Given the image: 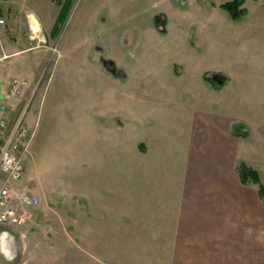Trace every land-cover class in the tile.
Wrapping results in <instances>:
<instances>
[{
  "label": "rangeland",
  "instance_id": "374dc122",
  "mask_svg": "<svg viewBox=\"0 0 264 264\" xmlns=\"http://www.w3.org/2000/svg\"><path fill=\"white\" fill-rule=\"evenodd\" d=\"M64 1L0 0V16L6 20L0 33L1 46L10 42L19 49L25 44L30 48L0 62V88L14 79L29 77L22 107L15 116L26 108L28 145L23 153L25 175L19 186L40 198L31 217L32 227L27 225L30 219L16 229L27 240L33 232L36 238L29 246L40 244V250H48L59 264H79L80 249L96 253L103 264H174L186 251L199 253L198 249L190 250L197 241L175 242L169 236L179 205L189 208L183 216V228L189 232L197 227L191 205H222L223 201L236 207L247 205L242 216L264 219V203L255 185L241 187L239 192L236 184H230L226 188L230 192L225 194L202 192V186L214 188L217 171L205 154L200 157L203 146L194 145L190 120L182 133L176 130L181 108L187 117L190 110L206 109L205 102L191 94L197 71L189 62L191 50L181 46L191 34L193 22L201 28L212 19L207 12L199 15L198 8L206 10L208 0H199L197 5L189 2L184 7L175 1L179 12L171 10L167 0H73L61 17L60 31L54 32ZM257 5L250 0L246 7L257 12ZM46 13L52 16L48 27L38 21V30L27 29V19L36 14L46 18ZM9 27L14 28L12 33ZM164 28L167 31L162 34ZM156 32L166 38L156 37ZM215 33V45L199 49L198 54L209 66L224 69L236 81L239 50L228 45L219 30ZM174 63L186 65L183 80L175 78L171 69ZM212 78L216 84H223L218 74ZM115 117L125 126L120 127V134H126L128 125L134 133L132 146L120 143V153L133 155L132 200L129 205L126 200L118 205L117 242L80 241V233L91 228L88 217H94L95 212L78 205L77 196L73 199L71 195L64 203L48 205L45 180L48 175H59L61 181L69 179L74 185L79 151L94 142L99 128L114 123ZM165 119H175L176 125L162 129ZM3 137L4 132L0 133V151ZM155 139H160V145ZM256 149L262 152L261 147ZM225 165L230 166L231 176L233 164ZM119 167L124 174L126 161H120ZM37 174L44 183L37 180ZM208 178H213L211 183ZM123 179L120 188L126 190ZM3 180L0 172V187Z\"/></svg>",
  "mask_w": 264,
  "mask_h": 264
},
{
  "label": "crops",
  "instance_id": "0c3cea01",
  "mask_svg": "<svg viewBox=\"0 0 264 264\" xmlns=\"http://www.w3.org/2000/svg\"><path fill=\"white\" fill-rule=\"evenodd\" d=\"M175 1L184 7L188 6L189 2L197 5L199 0L166 1L171 10L179 12L180 9H175L177 6L174 4ZM249 1L246 0L244 4L246 15L239 20H233L229 13H226L227 11L221 7L223 1L208 0L206 10L198 8L201 12L199 15L207 12L212 19L203 23L201 28L195 26L196 23L193 22L189 27L191 34L186 38L185 45L181 46L183 49L191 50L189 62L194 63L197 71L195 72L196 87L191 94L200 97L205 102L206 109L190 110L189 117H187L186 112L181 108L178 111L176 130H180L182 133L186 129V122L190 120L192 141L194 139V145L203 146L204 153L199 151L200 157L205 154L206 161L212 162L215 171H217V174L214 175V188H211L210 185L202 186V192L225 194L230 192V189L226 190L230 184H236V189L239 192L241 187H251L244 185L239 178L237 166L241 162L254 168L264 184V0H252L258 3L259 10L257 12L247 9ZM193 7L196 6L193 5ZM194 15L196 17L198 14L194 13ZM50 18L52 16L48 13H46V18L36 14L33 18L27 19L26 27L27 29L31 27L33 30L36 28L35 23H39L38 21H42L48 27ZM197 28L200 30L198 31ZM8 29L11 33L14 30L13 27ZM215 30H219L220 37H226L228 45L239 50L237 56L241 59L235 64L238 70L236 81H233L224 69L209 66L204 57H200L198 54L199 49L211 48L215 45ZM166 31L167 29L164 28L161 33L164 34ZM162 34L159 36V33L156 32V37L166 38ZM4 38L6 39V37ZM1 47L0 62L22 51L30 50L28 44H25L23 49H19L10 42ZM171 69L177 80H183L186 77L185 64L174 63ZM215 74L223 77V84H216L212 78ZM25 79L28 80L29 77ZM258 81L263 83L258 85ZM7 83L8 85H3L0 88V99L7 91L11 81ZM1 85L2 83H0V87ZM22 100L20 98L16 106L8 111L10 122L19 113ZM0 106L3 107V104L0 103ZM110 118L112 119V116ZM166 119L162 124V129L166 130L176 125L175 119L173 122L166 121ZM120 127L125 126L119 125L118 118L115 117L114 123L110 122V124L102 125L99 128L100 132L96 135L94 142L91 141L79 151L77 160L79 172L74 185L69 179L64 178L61 181L59 175L46 177L48 205L64 203L67 195H71L73 199H75L74 196H77L78 205H84L95 212L94 217H88L87 220L90 221L88 226L91 225V228L88 232L80 233V241H118V230L115 228L118 225V205L120 202L123 205L125 200L128 205L129 201L131 202L132 195L129 187L134 177V171L131 169L133 155L129 152L120 153V143L123 146L125 144L132 146L135 139L134 133H130L129 125L126 126V134H120ZM238 127H240L239 133L235 134L234 129ZM155 140H158L160 145V139ZM152 142L146 143L151 144ZM257 147H261V153H258ZM194 155L199 157L196 156V153ZM120 161H126L127 168L124 174L123 172L120 174ZM229 162L233 164L231 176L229 174L230 166L225 165ZM42 178H37L41 184L44 183ZM123 178H126V190L123 187L120 188V179L123 182ZM212 180L213 178H208L209 183ZM72 187L74 189L77 187V190L74 191ZM199 192L198 189L197 193ZM257 194L259 196L258 190ZM185 206L179 205L180 211L174 218L173 231L169 236H172V241L175 242L197 241L193 243L195 245L193 248L191 246L190 250L198 249L199 253L195 255L194 252L186 251L182 257H176L174 264H264V219L242 216L241 212L247 208V205L236 207V205H225V201L222 202V205H191L192 216L197 224L196 231L193 232L185 231L183 228L186 222L183 216L189 209ZM33 222L31 219L27 225L32 227ZM83 233L85 238L82 237ZM103 235L107 238H103ZM33 237L36 238L31 232L30 238L24 239L20 230L0 225V264H59L52 255L48 254V250L45 252L40 250V244L29 246L34 242ZM165 239L167 240V238ZM95 254L80 249L79 264H103Z\"/></svg>",
  "mask_w": 264,
  "mask_h": 264
},
{
  "label": "built area",
  "instance_id": "2783aa9c",
  "mask_svg": "<svg viewBox=\"0 0 264 264\" xmlns=\"http://www.w3.org/2000/svg\"><path fill=\"white\" fill-rule=\"evenodd\" d=\"M5 25L6 20L0 16V33ZM28 86V80L14 79L0 99L3 104L0 106V133L4 132L0 151V172L4 176L0 187V225L13 229L24 226L40 203L36 194L19 186L25 175L23 153L28 145V130L24 124L26 108L13 121L8 119V111L16 106Z\"/></svg>",
  "mask_w": 264,
  "mask_h": 264
},
{
  "label": "trees",
  "instance_id": "16d2710c",
  "mask_svg": "<svg viewBox=\"0 0 264 264\" xmlns=\"http://www.w3.org/2000/svg\"><path fill=\"white\" fill-rule=\"evenodd\" d=\"M72 2L73 0H65L62 3V10L60 12V17L54 27L55 30L53 29L54 32L60 31L59 22L61 21V17L64 11L68 8V6L72 5ZM245 2L246 0H231L229 2L223 3L221 7L225 9L226 11H228V13L230 14L233 20H239L247 13L246 9L244 8ZM239 128L240 127L234 129L235 134L239 133ZM237 172H238L241 182L244 185L257 186L259 196L262 202L264 203V184L261 181L259 173L254 168H252L250 165L244 162H241L238 164Z\"/></svg>",
  "mask_w": 264,
  "mask_h": 264
},
{
  "label": "bare ground",
  "instance_id": "6f19581e",
  "mask_svg": "<svg viewBox=\"0 0 264 264\" xmlns=\"http://www.w3.org/2000/svg\"><path fill=\"white\" fill-rule=\"evenodd\" d=\"M32 17H33V16H32ZM34 22H35V20H34ZM35 24H36V23H35ZM31 25H32V24H31ZM32 26H33V25H32ZM38 29H39V28L36 27L34 30H38ZM35 32H36V31H35Z\"/></svg>",
  "mask_w": 264,
  "mask_h": 264
}]
</instances>
